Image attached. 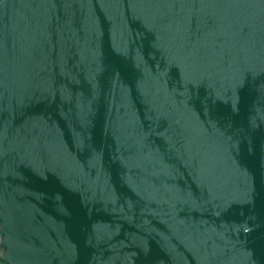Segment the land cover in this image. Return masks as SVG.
Wrapping results in <instances>:
<instances>
[{
  "label": "water",
  "instance_id": "95a60500",
  "mask_svg": "<svg viewBox=\"0 0 264 264\" xmlns=\"http://www.w3.org/2000/svg\"><path fill=\"white\" fill-rule=\"evenodd\" d=\"M0 264H264V0H0Z\"/></svg>",
  "mask_w": 264,
  "mask_h": 264
}]
</instances>
